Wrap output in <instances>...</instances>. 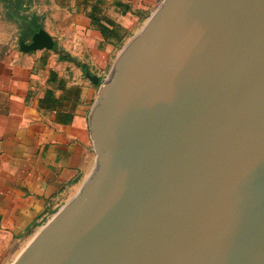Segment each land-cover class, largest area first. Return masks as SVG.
I'll return each mask as SVG.
<instances>
[{"label":"water","instance_id":"water-1","mask_svg":"<svg viewBox=\"0 0 264 264\" xmlns=\"http://www.w3.org/2000/svg\"><path fill=\"white\" fill-rule=\"evenodd\" d=\"M89 125L93 175L12 264H264V0H164Z\"/></svg>","mask_w":264,"mask_h":264},{"label":"crops","instance_id":"crops-1","mask_svg":"<svg viewBox=\"0 0 264 264\" xmlns=\"http://www.w3.org/2000/svg\"><path fill=\"white\" fill-rule=\"evenodd\" d=\"M6 1L0 0V264L15 261L87 172L98 95L92 79L105 74L155 2L17 0L16 10L6 11ZM23 23L47 32L53 48L21 52Z\"/></svg>","mask_w":264,"mask_h":264},{"label":"rangeland","instance_id":"rangeland-1","mask_svg":"<svg viewBox=\"0 0 264 264\" xmlns=\"http://www.w3.org/2000/svg\"><path fill=\"white\" fill-rule=\"evenodd\" d=\"M17 0H8L6 1V5L8 7H16L15 3H16ZM164 0H155L154 4H153V7L150 9V10H147V12L145 13V16L144 18L136 25L135 29L133 30L131 36L124 41V43L121 45V47L119 48L118 50V53L116 56H112L111 57V60L108 64V67H107V70L105 72V74H102L101 75V78L98 80V83H97V90H99V87L100 85L103 84V81L104 79L107 77L110 69H111V66L113 64V62L115 61V59L117 58V56L119 55L120 51L122 50V48L128 43V41L134 36L136 35L143 27L144 25L146 24L147 20L149 19V17L155 12V10L163 3ZM6 11L9 10V8H6L5 9ZM97 101V99H96ZM96 103V102H95ZM95 105V104H94ZM90 159H89V168L87 170L86 173H84L80 179L78 180L77 183H75L73 186H72V189L67 191L64 196L57 202V206L55 208L54 211H50V213H48V215H46L44 221H43V224L42 226H44V224H46L50 219L51 217L63 206L65 205L69 200H71L80 190L82 184L87 181V179H90L91 176L93 175V172H94V169H95V166H96V162H97V149H96V146H95V142H94V139L92 138V143H91V147H90ZM39 229H37L36 231H38ZM40 231V230H39ZM32 238V237H31ZM30 238V239H31ZM32 240V239H31ZM30 240V241H31ZM29 241V242H30ZM28 242V243H29ZM28 243H26V245L20 250H24L26 248V246L28 245Z\"/></svg>","mask_w":264,"mask_h":264},{"label":"trees","instance_id":"trees-1","mask_svg":"<svg viewBox=\"0 0 264 264\" xmlns=\"http://www.w3.org/2000/svg\"><path fill=\"white\" fill-rule=\"evenodd\" d=\"M15 5H16V7H14V8L13 7H8L9 8V11H12L13 9L16 10V8H17V1H16Z\"/></svg>","mask_w":264,"mask_h":264}]
</instances>
